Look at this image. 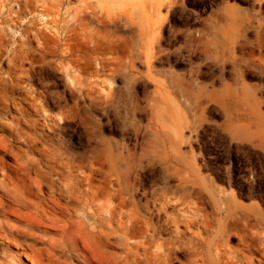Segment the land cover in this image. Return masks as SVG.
<instances>
[{"label": "rangeland", "instance_id": "1", "mask_svg": "<svg viewBox=\"0 0 264 264\" xmlns=\"http://www.w3.org/2000/svg\"><path fill=\"white\" fill-rule=\"evenodd\" d=\"M145 1L0 0L27 53L19 122L139 158L148 188L189 177L168 211H197L196 263L264 264V0Z\"/></svg>", "mask_w": 264, "mask_h": 264}, {"label": "bare ground", "instance_id": "2", "mask_svg": "<svg viewBox=\"0 0 264 264\" xmlns=\"http://www.w3.org/2000/svg\"><path fill=\"white\" fill-rule=\"evenodd\" d=\"M26 54L13 21L0 25V113L13 110L10 122L0 118V264H172L180 250L181 264H197V211H168L191 195V179L179 189L163 176L148 188L139 158L75 155L45 133L58 122H19Z\"/></svg>", "mask_w": 264, "mask_h": 264}]
</instances>
